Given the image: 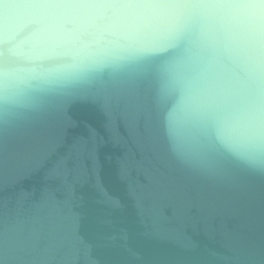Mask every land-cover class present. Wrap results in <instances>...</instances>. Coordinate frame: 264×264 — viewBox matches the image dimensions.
I'll list each match as a JSON object with an SVG mask.
<instances>
[{
	"label": "water",
	"instance_id": "95a60500",
	"mask_svg": "<svg viewBox=\"0 0 264 264\" xmlns=\"http://www.w3.org/2000/svg\"><path fill=\"white\" fill-rule=\"evenodd\" d=\"M0 264H264V0H0Z\"/></svg>",
	"mask_w": 264,
	"mask_h": 264
}]
</instances>
